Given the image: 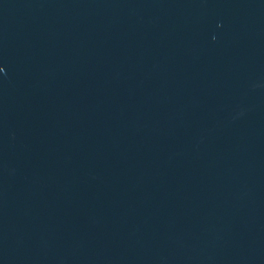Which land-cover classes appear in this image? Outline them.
I'll list each match as a JSON object with an SVG mask.
<instances>
[{"label": "water", "instance_id": "95a60500", "mask_svg": "<svg viewBox=\"0 0 264 264\" xmlns=\"http://www.w3.org/2000/svg\"><path fill=\"white\" fill-rule=\"evenodd\" d=\"M0 264H264V0H0Z\"/></svg>", "mask_w": 264, "mask_h": 264}]
</instances>
